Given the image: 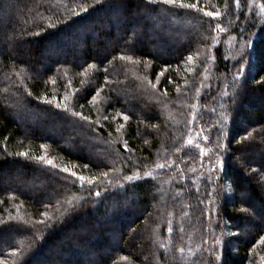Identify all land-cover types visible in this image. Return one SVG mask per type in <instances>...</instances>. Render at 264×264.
<instances>
[{"label": "trees", "instance_id": "obj_1", "mask_svg": "<svg viewBox=\"0 0 264 264\" xmlns=\"http://www.w3.org/2000/svg\"><path fill=\"white\" fill-rule=\"evenodd\" d=\"M246 10L0 0V183L20 176L0 186V264H264V16ZM222 34L254 36L239 63L214 47L216 86L201 92ZM195 114L219 153L213 181L196 178ZM58 123L105 157L57 141Z\"/></svg>", "mask_w": 264, "mask_h": 264}, {"label": "rangeland", "instance_id": "obj_2", "mask_svg": "<svg viewBox=\"0 0 264 264\" xmlns=\"http://www.w3.org/2000/svg\"><path fill=\"white\" fill-rule=\"evenodd\" d=\"M246 4H247V10L246 13H248V15H251V12L254 11L255 14L257 15L256 17H258V19L260 20L263 16H264V0H245ZM257 19V20H258ZM262 20H260L261 22ZM254 36V35H253ZM253 36H249L248 37V42L247 41H242L239 38H237L234 35H226L223 36V34L221 35V37L216 38V40L212 43L211 46V55L209 58V63L207 64L206 68L204 69V75H203V81L201 82L202 88H201V92L202 91H209L211 88L213 90V88L215 89V82L218 79V74H215V65H214V59L213 56L216 55L214 53V47L217 45H223L224 50L226 51H230L232 52L231 56H226L228 58L233 59L234 61L237 62L239 61V58L244 56V54L247 51L248 46H250L251 43V39H253ZM242 41V42H241ZM213 55V56H212ZM215 58V56H214ZM235 64V63H234ZM220 77L223 80V85H224V75L222 76V74L220 75ZM257 108L262 109L260 112L263 113L264 115V105H257ZM200 110V109H199ZM199 112V111H198ZM35 111L32 110H27L24 108H20L19 110H15V118L19 120V122H24V123H36L37 117L34 115ZM243 124V122H241ZM198 117L197 114L194 115L193 118H191V121L189 123V131H188V135H187V143L188 145H190L195 151H197L200 154V163L196 168V178L200 179L202 177H206L208 179H210L211 181L214 180L215 175L217 174V167L220 163V158H219V153L217 152H211L210 151V147L209 144L207 143L206 139L201 135V128L198 126ZM62 123H58L57 125L51 126L49 132H51L52 137H54L57 141L59 142H63L62 144L64 146H67L69 148H71L72 150L77 152V148L76 147H87L86 150L90 151L88 154H84L88 157V155L92 158L95 157V154H97V156H101V157H105V152L101 151V150H95V146H93L90 143H86L85 140L83 139H79L78 138V134L69 136L68 134H65V142L63 141V129H62ZM59 133H62L59 134ZM207 135L209 134L208 132H204ZM62 136V137H61ZM94 144V142H92ZM79 152V151H78ZM44 161V160H43ZM198 168V169H197ZM21 175V174H20ZM20 177L19 175H13L11 176L10 179H5L2 183H0V186H6L8 184V182H12V183H16V181H18L17 179ZM78 183V181H77ZM29 187H30V183H28ZM210 229L212 231H214L215 229V225H216V219L215 217H211V221H210ZM214 226V229H213ZM244 228H246V226H243ZM1 241H5L7 244L8 239L5 236H2ZM110 240L108 239L107 242H103L101 241L100 245H101V249L102 250H106L108 246L110 245ZM209 244V242H208ZM210 246V244H209ZM100 252V251H99ZM107 252V251H106ZM51 264H80L77 262V257L71 258L69 255H66L65 258H63L61 261H54ZM83 264V263H81Z\"/></svg>", "mask_w": 264, "mask_h": 264}, {"label": "snow or ice", "instance_id": "obj_3", "mask_svg": "<svg viewBox=\"0 0 264 264\" xmlns=\"http://www.w3.org/2000/svg\"><path fill=\"white\" fill-rule=\"evenodd\" d=\"M162 2H163L164 4H166V5H171V4L176 3L177 0H162ZM149 3H154V0H149ZM197 6H198L197 4H191V5H188V7H190V8H197ZM205 14L208 15V16H219V15H220L218 12H216V13H213V12H207V13H205ZM216 27H217V28H220V25L217 24ZM221 30H222V29H221ZM241 59H242V57H241ZM237 63H239V61H237ZM245 70H246V68H241V69H239V70H238V73H237V78H238V77H239V76H240ZM261 83H264V78H262ZM77 115H80V114L77 113ZM124 119H125V120H128L129 117H128L127 115H125V116H124ZM121 127H123V125H121ZM21 155H26V154H25V153H21ZM39 159L42 160L43 157H40ZM48 163L51 164L52 161H48ZM65 171H67V170H65ZM73 175H75V173H73ZM80 179L83 180V177H80ZM96 195L99 196L100 193L97 192ZM261 240H264V237H261Z\"/></svg>", "mask_w": 264, "mask_h": 264}, {"label": "bare ground", "instance_id": "obj_4", "mask_svg": "<svg viewBox=\"0 0 264 264\" xmlns=\"http://www.w3.org/2000/svg\"><path fill=\"white\" fill-rule=\"evenodd\" d=\"M211 152H213V149L212 148H209Z\"/></svg>", "mask_w": 264, "mask_h": 264}]
</instances>
